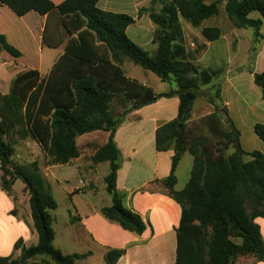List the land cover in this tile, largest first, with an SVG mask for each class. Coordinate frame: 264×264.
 I'll use <instances>...</instances> for the list:
<instances>
[{"label":"trees","instance_id":"1","mask_svg":"<svg viewBox=\"0 0 264 264\" xmlns=\"http://www.w3.org/2000/svg\"><path fill=\"white\" fill-rule=\"evenodd\" d=\"M99 1L65 0L56 5L51 0H0V5L9 7L19 17L31 11L43 16L57 11L69 38L65 53L48 76L40 78L38 71H26L13 80L8 95L0 94L3 187L10 190L18 179L25 184L39 236L38 244L28 248L19 241L15 248L21 249V257L0 256V264H27L38 256H46L54 264H76L77 259L91 256L90 252L65 255L54 246V219L50 211L57 208V202L38 162L13 163L15 147L10 139L13 131L22 138L32 137L43 149L48 166L67 165L79 158L77 139L80 136L95 131L109 132L108 142L92 157L94 164L108 162L110 167L105 184L112 205L101 212L124 230L142 235L147 223L124 206L125 195L117 189L121 156L115 133L129 113L173 94L180 101L178 115L158 131L159 147L174 151L171 174L142 191L153 190V185L163 186L168 190L163 192L182 208L177 228L176 264H232L240 255L264 261V241L255 223L256 218H264V153L243 149L241 132L222 110L221 86H217L215 94L222 105L206 117L213 133L221 138L222 148L216 150L220 155L208 148L202 137L188 144L187 126L200 87L211 84L223 70L202 69L196 63L195 55L204 46L198 45L195 55L187 52L178 16L199 27L219 13L221 1L208 5L205 0H171L161 13L151 12L156 26L155 55L128 37L127 28L135 22L133 17L103 11L97 7ZM225 1L226 13L233 24L239 29H253L255 38L264 40L262 20L250 17L251 13L258 12L264 18V0ZM203 36L213 42L221 37V30L206 28ZM97 42L106 51L100 53ZM0 50L16 59L22 56L1 34ZM124 60L151 71L163 82L174 81L178 91L157 94L151 87L127 78L121 68ZM254 78L264 99V71L255 73ZM114 99L124 106L132 104L117 118L112 114ZM222 112L228 123L226 129L220 126L218 118ZM254 132L264 143V125L256 124ZM229 150L232 152L226 156ZM186 152L194 159L191 175L185 187L177 190L176 171ZM247 156L251 158L248 161ZM124 254L125 250H110L105 256L106 263L117 264Z\"/></svg>","mask_w":264,"mask_h":264},{"label":"crops","instance_id":"2","mask_svg":"<svg viewBox=\"0 0 264 264\" xmlns=\"http://www.w3.org/2000/svg\"><path fill=\"white\" fill-rule=\"evenodd\" d=\"M51 1L59 5L65 0ZM216 1L219 0H205V3L209 5ZM220 1L219 13L203 21L199 27L193 26L181 15L178 18L185 47L187 45L204 46V49L197 55H195L196 50L191 52L186 47L187 52L191 56L195 55V61L202 69H212L215 71L223 69L216 64L212 65L206 61L208 58L214 60L215 54H212V50L213 45L216 43L223 42L224 46L229 50H232L233 46L240 48L239 59L235 61V64L238 66L231 64L230 60L232 57L229 56L228 52L226 53L230 61V63L227 62L226 74L230 76L233 70L241 68V65L246 61L245 55L243 59L241 56L242 52L244 51L245 53L246 51L247 43L245 40L247 39L248 32L246 29H239L233 24L225 10L226 1ZM169 2L171 0H100L97 7L103 11L126 14L133 17L135 22L127 28L128 37L149 54L155 55L157 52V44L154 43L156 26L150 14L151 12L161 13L164 6ZM222 13L225 16L224 26L216 23V18ZM254 13L258 12L251 13L250 17L255 20L261 19L263 29L264 18L261 15L260 17L255 16ZM61 24L62 17L57 11L45 16L31 11L25 16L19 17L9 7L0 5V34L5 36L10 45L20 51H22V46H27L30 43L31 39L34 41L36 51L40 53L41 59L40 67L31 70L38 71L41 77L48 76L53 66L65 53L68 37L63 41L62 39L54 41V37L52 36L57 30H63ZM224 27L227 29L224 30ZM206 28H219L221 30V37L213 42L206 41L203 36V30ZM262 29L261 33L264 35V30L262 31ZM189 32L195 36H190ZM45 38L47 42L52 44L46 47L48 49L46 52L44 46ZM96 45L99 50L101 44L97 42ZM4 53L7 52L0 50V63L3 60L2 57L4 58ZM4 60L6 63L8 59L4 58ZM16 60H9L6 65L7 68L0 70V85L2 86L0 94L3 96L10 93L13 80L19 74L26 72L13 70L15 67L13 62L15 63ZM44 60L49 62L46 71L43 68ZM129 65V61H124L121 64L125 76L150 87L143 79H139L136 76ZM263 71L264 40L255 60L254 71L236 72L235 75L230 76L231 78L227 77V80L222 82L221 87V99L224 105L222 110L225 112L226 117L241 132L242 147L248 152L256 150L245 147L244 137L246 133L250 136L255 133L254 127L256 124L260 123L264 125V99L262 98L260 87L254 81V74L262 73ZM177 90L178 88L169 87L162 92L154 91L157 94H168ZM179 103L177 94L161 98L154 104L129 113L115 133V142L121 156L117 189L125 195L124 206L138 213L147 223V230L142 235L124 230L117 222L107 219L102 214L103 208L112 205L110 195L109 203L99 204V207L87 203L84 204L82 209L71 199V202L76 207L77 214L72 213L68 206L62 207L58 202L56 197L57 191H59V194L63 193L62 195L64 196H72L83 192L89 186L83 182L82 187L69 191V189L61 185L57 175L53 171L60 167H72L82 175L83 172L80 173V167L82 166L80 160L83 155L81 150L80 157L70 164L45 165L46 169H44L48 171L49 175L45 179L57 202V208L50 211L54 219V246L65 255L91 253V256L87 258L77 259L76 264H107L105 256L110 250H125V254L117 264H176L177 228L180 225L182 208L166 193L156 189L157 185H153V190L150 191H142V189L154 181L168 178L171 174L174 151L159 147L158 131L163 125L173 121L177 117ZM193 112L192 114L194 115ZM109 136L110 133L106 131L88 133L77 139V146L80 149L82 143L94 145L99 141L100 149L108 142ZM30 139H32V142H36L32 137H27L24 139L27 141L25 143H30ZM261 143L258 151L264 153V143L262 141ZM17 144L20 145L21 143ZM36 145L39 144L36 142ZM14 147L16 153L18 146L15 144ZM29 153V155L23 157L27 159L32 158V152L29 151ZM36 159H29L25 163H33ZM41 159L45 162L44 152ZM250 159L248 156L245 157L247 161ZM103 163L108 162H101L95 164V166L98 167V165L100 166ZM192 166L193 157L186 152L176 171L178 179L177 190H182L185 187L190 179ZM39 167L43 170L40 163ZM48 178H51V181ZM20 181L19 179L16 180L10 190L0 185V256L11 257L12 259H19L21 257V249L15 248V245L19 241L22 242L23 247L27 248L35 246L39 242V236L31 213L30 195L25 188V184ZM60 222L62 223L61 226ZM255 223L260 227L264 241V218H256ZM45 257L38 256L30 259L28 263L54 264L48 257ZM255 264H264V261H256Z\"/></svg>","mask_w":264,"mask_h":264},{"label":"rangeland","instance_id":"3","mask_svg":"<svg viewBox=\"0 0 264 264\" xmlns=\"http://www.w3.org/2000/svg\"><path fill=\"white\" fill-rule=\"evenodd\" d=\"M254 14L255 16L260 17L259 13H254ZM216 19H217L216 21L217 24H220L223 26L225 25L224 23L225 16L223 15V13L220 14ZM226 29L227 28L224 27V30ZM263 30H264V27L262 31ZM247 32H248V35H247V39L245 40L247 43L246 51L245 53L243 51L242 56H241V58L243 59V56L245 55L246 61L243 63L244 65L243 64L241 65L242 66L241 68L233 70L230 76L235 75L236 72L243 73L245 71L247 72L254 71L255 60L257 58L258 51L260 47L262 46L263 39H256L254 36L253 29H247ZM52 36L54 37V41L60 40V39H62L63 41L67 37V35L64 33L63 30L62 31L57 30V32H54ZM190 36L194 37L195 35L190 33ZM44 46H45V52L48 51V49H46V47H48V43L46 42V40L44 42ZM186 47L191 52L197 49V46L195 45H187ZM228 50L229 49L224 46L223 42H218L215 45H213L212 54L213 53L215 54L214 60L211 58H208L206 61H208L209 64H212V65L216 64L220 68H223L222 70H224V72L218 78H216L210 85L208 84V85H203L200 87L199 96L194 105V110H193L194 115L192 114V117L187 126L188 144L190 145L198 137H202L205 140L206 142L205 144L207 145V147L211 148L216 155H220L219 153L216 152V150L221 149L223 144L220 141L221 140L220 136L217 134H214L213 131L211 130L209 123L206 121V117L215 111L216 106H220L223 104V103L221 104L220 99L217 98L215 93H216L217 86L222 87V82L224 80L226 81L227 77H230V76H227L226 74V70L228 66L227 62L230 63L231 61V64L233 66H238L235 64V61H238L239 59L240 48L237 46H233L232 50H229V51ZM98 51L102 53L103 51H106V48L103 45H101L99 46ZM149 51L151 50L149 49ZM20 52L22 56L18 58L17 60L13 58L9 53H4L3 54L4 58L8 60H6L7 62L5 63V60L2 57L3 60L0 63V70H4L7 68L6 65L9 62V60L11 61L16 60L15 63L13 62V64H15V67L13 68V70L18 71V72L29 71L31 69H38L40 67L41 55L39 52L36 51V47L32 39L27 46H22V51ZM227 52L229 53V56L232 57L230 61H229V56H227L226 54ZM124 61H127V60H124ZM129 64H130L129 67L133 69L136 76L139 79H143L148 85H150V87L153 90L157 92L165 91L169 87H173L174 89L178 88L177 84L174 81L171 83L163 82L158 76H156L151 71L144 70L143 68L136 66L131 62H129ZM48 65H49V62L44 60L43 61L44 71H46V69L48 68L47 67ZM223 77L224 79L222 80ZM40 78H43V77L40 76ZM1 87L2 86L0 85V93L2 92ZM131 105L132 104H127L124 106L120 101L114 99L112 101V114L117 118L118 116H121L122 114H124L125 109H127ZM218 118H219L220 126L224 127L225 129L228 128V123H227L225 116L223 115V112L218 115ZM10 139L12 140L14 146L15 144L18 146L17 147L18 151L14 153V156H13L14 164H17V165L26 164L25 162L27 160L32 159V158L33 159L37 158L35 162H39L42 165L43 170H41V172L43 176L46 178L49 177L48 171L45 170L46 163L41 159L44 151L40 145H36V142L31 141L32 139H30L29 142L33 145H31L30 143H25L27 141L24 140L25 138L20 137L17 134V131L12 132V134L10 135ZM244 141H245L244 145L247 149L258 150L260 149V146L262 144L260 139L255 135V133L251 134L250 136H248L246 133V136L244 137ZM17 143H21V144L18 145ZM90 144L82 143L80 146V150L82 151V154H83L80 160L81 161L80 164H82V166L80 167V173L83 172L82 175H80L72 167H60L58 169L53 170L54 173L57 175L58 180L61 183V185L69 189V191L82 187L84 183L85 185H89L88 188L85 189L83 192L76 193L72 196H64L62 195L63 193L59 194V191H57L56 197H57L58 202L61 204V206L62 207L68 206L70 211L75 214H77L76 207L71 202V199L74 200L75 204L78 205L80 209H82L84 204H87V203H90L93 206L99 207V204L109 203L110 201V196L106 190V185L104 182L105 175L109 173V164L103 163L100 166L98 165V167L95 166L94 162L92 161V155L95 154L96 151L99 149V141L96 142V144L94 145L91 144L92 146ZM29 151L32 152L31 156L33 157L29 159H27L26 157H23V156L29 155L30 154ZM231 152L232 150H229L225 153V155L227 156ZM187 153L190 154L189 152ZM44 158H45V153H44ZM48 180L51 181V178H48ZM3 181H4V175H3V171L1 170L0 171V185L1 186L4 185ZM156 189L161 190V191H168L167 188L160 186V185L156 186ZM61 225L62 223L60 222V226ZM255 263H256V258H254L253 256H249V255H246V256L240 255L234 258L232 262V264H255ZM27 264L29 263L27 262Z\"/></svg>","mask_w":264,"mask_h":264}]
</instances>
